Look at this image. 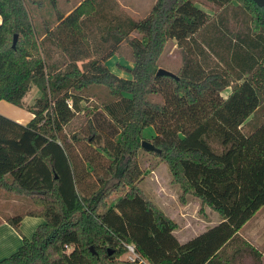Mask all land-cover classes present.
Segmentation results:
<instances>
[{"label":"trees","instance_id":"trees-1","mask_svg":"<svg viewBox=\"0 0 264 264\" xmlns=\"http://www.w3.org/2000/svg\"><path fill=\"white\" fill-rule=\"evenodd\" d=\"M203 1L217 10L155 0L133 18L114 0H81L37 27L33 0H0V99L22 103L37 87L24 123L0 113V191L24 202L4 220L43 219L0 264H262L238 229L264 203V9ZM167 39L181 53L175 77L155 73ZM122 42L128 78L105 63ZM137 148L161 159L171 180L220 220L179 242L175 222L138 187ZM229 152L237 186L225 213L192 187L185 163L219 170ZM123 243L135 259H117Z\"/></svg>","mask_w":264,"mask_h":264},{"label":"rangeland","instance_id":"rangeland-1","mask_svg":"<svg viewBox=\"0 0 264 264\" xmlns=\"http://www.w3.org/2000/svg\"><path fill=\"white\" fill-rule=\"evenodd\" d=\"M34 3H27V7L32 14V20L37 27L41 26V23L46 20L50 24L54 21V15L57 12L67 13L72 8L70 7L72 4H75L76 0H57L55 6H52L48 0H33ZM120 7L117 5L121 11L124 13H128L134 17L143 16L150 9V6L154 3L155 0H116ZM195 5L204 10L207 13H214L217 8L213 6L211 3H208L203 0H195ZM129 5L130 8H127ZM132 34H136L133 32ZM15 42V41H14ZM129 47L126 42H122L120 46L116 49L114 53H112L106 60L105 63L107 67L122 77H130L131 76V67L132 62L129 59ZM76 65H79L80 61L73 62ZM157 68L162 67L171 72H175L181 63V53L180 49L173 43V40L167 39L164 43V46L161 49L160 54L157 57ZM228 91V88H225L222 93L225 94ZM37 94V87L32 85L23 98L22 103H12L3 99H0V113L4 116L11 118L13 120L17 119L19 122L24 123L29 119V111L26 109L25 104L30 103L32 98ZM16 120V121H17ZM82 120V113L76 114L72 119L70 126L78 125ZM67 130V127H66ZM153 132V128L151 125H146L142 129V134L147 136ZM76 147H78L76 145ZM135 159L140 167V178L137 182L138 187L142 191V193L146 196V198L162 210L170 219L175 222V227L173 230V234L180 233L182 228H185V221H191L192 218H196L198 223H193V229H191L189 224L187 225L188 231L184 233V236H189V234L193 231H197L201 229L202 222H200L199 218L204 214H209L211 217L215 216L214 214L217 212L212 208H209L207 205L200 204L199 199L192 196L191 193H185L181 190V188L176 185L172 180L170 173L166 164L154 156L151 153H146L140 151L139 148L136 150ZM186 165V175L190 182V163H185ZM188 169V170H187ZM116 181V177L113 176L108 183ZM220 181V180H217ZM222 182V181H220ZM219 183V182H217ZM191 184V183H190ZM118 189H115L113 193H108V197L117 193ZM209 193L206 195H210V192L214 194H218V186L217 185H209L208 186ZM235 193H232L226 198L223 199L221 205L225 211V213H229L234 202H235ZM216 203V202H214ZM24 207V202H23ZM214 211V212H213ZM182 217V218H181ZM30 219V218H26ZM23 222V230L25 234H30L29 236L23 235L25 238L29 239L31 233L34 230V223H26V220ZM43 221V220H42ZM41 221V222H42ZM195 221V220H193ZM40 222V223H41ZM177 223L179 224L177 226ZM33 224V225H32ZM38 225V224H37ZM36 225V226H37ZM35 226V227H36ZM32 230V231H31ZM93 249L91 245H89ZM5 250H0V259L5 255ZM8 254V252H7ZM119 260H126V254L122 252L119 256H117Z\"/></svg>","mask_w":264,"mask_h":264},{"label":"crops","instance_id":"crops-1","mask_svg":"<svg viewBox=\"0 0 264 264\" xmlns=\"http://www.w3.org/2000/svg\"><path fill=\"white\" fill-rule=\"evenodd\" d=\"M80 1L81 0H76L75 4H72L70 7L67 8H74ZM114 1L120 7V4L116 0ZM127 8H130L129 5L127 6ZM131 17L137 18L134 16ZM29 114H30L29 115L30 118L32 114L30 112ZM250 118L251 115L247 117L248 120ZM16 120L17 119H15V121ZM17 122L19 121L17 120ZM229 154L230 152L223 158L224 167L222 169L219 170L207 169L194 164H190V168H189L190 183L192 187L197 191L209 193L208 190L209 185H214V184L217 185V182L227 181V184L225 186L217 185L219 191L218 194H214L210 192L209 195V197L214 202H216V204H220V205L223 199L226 198V196H229L232 193L236 192L237 179L233 175L234 173L233 169L228 162ZM22 204H23V200L21 198L11 197V196L8 197L7 195H4L2 191H0V250L2 251L5 250L6 256L10 254L12 251H14L21 244L22 236L26 235L22 226L26 218H30V219H26L27 220L26 223L28 224L34 223L35 226L43 220L41 217L24 215L22 216V218L19 221V224L16 227L6 222L4 220V216L10 215L14 212H19V213L22 212L23 210ZM214 215L215 216L211 217L209 214L206 213L203 216H201V219L199 218V220L200 222H202L203 227L197 231L191 232L189 236L188 235L184 236V233L188 231L186 224H189L191 229H193V225L199 222L196 221V218L198 219V217L192 218L191 221H185V223H182L185 224V228H183L182 225L180 224L182 231L180 233L175 234L176 239L179 242H183L186 239L190 238L191 236L195 235L196 233L204 230L206 227L215 224L220 220V216L217 212ZM178 225L179 224L177 223V226ZM238 233L245 240H247L250 244H252L256 249L260 251L261 262L262 264H264V203L257 210H255L254 213L239 227ZM29 235L30 234H27L26 236Z\"/></svg>","mask_w":264,"mask_h":264},{"label":"water","instance_id":"water-1","mask_svg":"<svg viewBox=\"0 0 264 264\" xmlns=\"http://www.w3.org/2000/svg\"><path fill=\"white\" fill-rule=\"evenodd\" d=\"M251 1H252L256 6L262 7V8L264 9V0H251ZM15 37H16V35L13 34L12 41H11V45H12V46L14 45ZM155 73L158 74V75H160V74H164V75H169V76H173V77L176 76L173 72H171V71H169V70H167V69H164V68H162V67H158V68L156 69ZM140 145H141L143 148H145V149H149V150H154V149H155V151H158V149H156V148L153 146V144H152L151 142H149L148 140H146V139H141V140H140ZM89 248H91V247L89 246Z\"/></svg>","mask_w":264,"mask_h":264},{"label":"built area","instance_id":"built-area-1","mask_svg":"<svg viewBox=\"0 0 264 264\" xmlns=\"http://www.w3.org/2000/svg\"><path fill=\"white\" fill-rule=\"evenodd\" d=\"M68 106H70V100H66ZM125 247L124 253L126 254L127 260H133L137 257V253L134 251V247L131 243H123Z\"/></svg>","mask_w":264,"mask_h":264}]
</instances>
